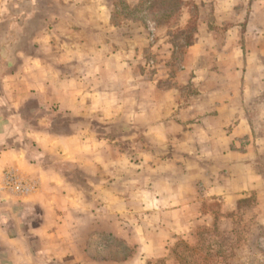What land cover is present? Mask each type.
<instances>
[{
	"label": "rangeland",
	"instance_id": "374dc122",
	"mask_svg": "<svg viewBox=\"0 0 264 264\" xmlns=\"http://www.w3.org/2000/svg\"><path fill=\"white\" fill-rule=\"evenodd\" d=\"M52 1L15 0L17 8L9 5L10 15L31 16L25 32L33 36L30 42L18 41L23 37L20 30L8 29L10 34L0 32V45L13 57L14 68L27 67L26 61L16 58L21 50L28 58L53 57L59 52V45L51 47L42 43L48 39L50 30L54 32L52 41L64 40L56 36L63 33L61 27L54 26L49 19L55 7ZM85 2L89 4V0ZM99 3L100 7L106 6L104 13L110 16L111 25L132 33V59L129 60L128 54L123 55L124 47L117 44L114 61L106 62L114 73L111 78L105 76L101 80V91L107 94L94 102L92 77H84L85 93L80 97L85 99L78 109L76 99L67 100L62 81L54 80L53 104H42L62 110L65 109L60 103L74 105L78 111L72 112L78 113L77 116L68 111L64 119L60 114L51 115L38 109L39 100L35 95L27 94L26 99L24 81L35 78L30 75L21 79L17 95L25 102L18 110L17 124L10 130L17 144L29 143L25 135L35 125L48 130V141L40 144L41 147L35 146L33 151H49L42 155V163L52 164L61 174L70 176L74 184L84 187L82 201L92 214L87 213L89 221L81 229L86 245L83 264H193L204 260L209 264H264V211L255 219H249L243 212L257 204L256 193H247L240 200H226L200 189L196 191L188 183L194 160L178 157V141L162 136L164 122L173 120L178 125L181 119L190 117L189 111L180 119L175 117L180 112L175 104L185 105L197 93L198 86L191 82L187 70L188 46L198 33L196 10L187 0H149L145 7L151 6L141 18L136 13L138 0H99ZM174 3L175 8L164 13ZM72 9L67 6L65 11L70 13ZM88 12L93 15L92 10ZM14 18L22 27L21 19L15 16L11 19ZM82 30L79 31L82 37L86 34L97 41H105L110 35L103 29ZM111 35L118 42L124 40L119 38L124 36L120 31ZM10 37L14 38L11 46ZM86 50L81 48L79 53L91 61L85 65H92V57L87 58ZM54 59L52 64L56 66ZM56 67L66 71V66ZM84 67L85 72H91L90 67ZM9 68L6 65L1 69L7 73ZM143 82L148 84L144 89ZM9 85L0 78V88L6 90ZM249 87L252 92L246 95V102L242 100L245 113L252 121L253 133L264 139V92L255 94V91H264V79H251ZM109 90H112L110 95ZM141 120L146 124H140ZM64 121L68 124H63ZM67 127L73 130L72 135L65 136ZM181 127L171 126V131ZM78 132L84 133L82 141H61ZM76 159L82 162L83 169L78 167L80 163ZM261 164L264 176V156ZM97 189L101 193L99 198L93 195ZM109 191L114 194L107 199L103 193Z\"/></svg>",
	"mask_w": 264,
	"mask_h": 264
},
{
	"label": "crops",
	"instance_id": "0c3cea01",
	"mask_svg": "<svg viewBox=\"0 0 264 264\" xmlns=\"http://www.w3.org/2000/svg\"><path fill=\"white\" fill-rule=\"evenodd\" d=\"M85 1L88 0L52 1L55 7L49 19L54 26L58 24L57 27H61L63 33L56 36L64 40L52 41L54 32L50 30L48 39L42 43L51 47L53 44L59 45L56 56L28 58L25 51L21 50V55L16 58L28 64L26 68L18 69L12 65L13 57H10L4 45H0V61L3 64L0 66V78L3 77L10 84L6 90L0 88V93L6 94L0 96V113H6L0 114V264H68L69 259L73 264H83L86 257L81 229L88 220L86 218L90 217L87 213L92 214V211L88 212L90 208L82 201L85 199L84 187L69 182L52 164L42 163V155L49 151H33L35 146L41 147L40 144L48 141V130L26 133L25 139L31 144L15 143L10 131L17 124L18 110L25 102L17 95L18 90H21V79L30 75L35 78L34 81H24L26 99L29 96L27 94L35 95L39 104L47 106L53 104L54 91L51 90L54 80H61L67 100L76 99L78 109L85 99L84 96L80 97L85 93L84 77H92L94 102L102 94H107L101 91V80L105 76L111 78V73H114L106 62L114 61L117 44L124 47L123 55L128 54L129 60L132 59V33L127 34L119 26L111 25L110 16L104 13L107 8L100 7L99 0H89L90 5ZM187 1L198 15V33L194 34L187 53V70L191 74V82L198 89L192 101L185 105L175 104V108H180L175 117L180 119L186 111L190 112V117L181 119L178 125L182 127L174 128L173 131L171 126H178L176 121L164 122L162 136L178 141V157L194 160L188 183L196 191L200 189L208 195L226 200H240L247 193H256L257 204L243 211L249 219H255L264 211V176L261 172L264 139L253 133L252 121L245 113L244 104L246 95L252 92L250 80L264 79V0ZM11 4L15 5V0H0V32L10 34L8 29L20 30L23 37L18 41L30 42L33 36H28L25 29L29 27L31 16L10 15L8 7ZM67 6L73 8L72 12L66 13ZM88 10H92L93 15ZM14 16L21 19L22 27L20 21L11 19ZM82 29L108 30L110 35L105 37V41H97L86 34L82 37V32L79 33ZM118 31L124 34L119 37H124L122 42L116 41L111 35ZM10 38L9 46L14 41L13 37ZM81 48L87 49V58L92 57V65L84 64L91 61L81 57ZM53 59L56 66H66V71L54 66ZM6 65L11 67L7 73L1 69ZM84 66L90 67L88 69L91 72H85L82 69ZM229 78L233 80H223ZM147 86L143 82L141 88ZM261 92L264 91H255V94ZM111 93L112 90H109L108 95ZM130 93L133 91H128ZM170 93L174 96L173 90ZM60 107L70 113L75 109L74 105L62 103ZM139 122L146 124L143 120ZM83 134L78 132L61 141H82ZM76 160L80 163L78 167L83 169L82 162ZM10 171L19 176L27 189L25 192L16 193L5 186L4 173ZM103 194L108 199L114 193L109 191ZM93 195L99 198L101 193L97 189Z\"/></svg>",
	"mask_w": 264,
	"mask_h": 264
},
{
	"label": "trees",
	"instance_id": "16d2710c",
	"mask_svg": "<svg viewBox=\"0 0 264 264\" xmlns=\"http://www.w3.org/2000/svg\"><path fill=\"white\" fill-rule=\"evenodd\" d=\"M139 1V3H138V5H137V11H136V13L138 14H140L141 15V18H142V16L143 15H145V13H146V11H148V8L151 6V4H152V6L154 5V2L152 1V3L150 4V6L148 7V8H146L145 7V5H146V3L147 2H149V0H138ZM158 6L159 5H156V8H158ZM175 6H176V4L174 3V4H170L169 5V7L166 9V10H164V13H166L167 11H168V9L169 10H171L172 8L174 9L175 8ZM146 15H147V13H146ZM190 41V40H189ZM0 102H1V99H0ZM28 102H30L31 103V101H28ZM28 102H26L25 103V105H27V103ZM36 105H38V109H41V110H44V111H47L49 114H51V115H53L54 113H56V114H60L61 116H63L62 117V119H64L65 118V116H68V111H66V110H62V109H58V108H55V107H46V106H44V105H41V104H36ZM3 110H5V108L3 109ZM2 114H6L5 113V111H2L1 112ZM0 113V114H1ZM3 116V115H2ZM73 121V120H72ZM63 124H68V122L66 123V121H64L63 122ZM42 130V128L41 127H39L38 125H35L34 127H32V129H31V131L32 132H40ZM64 134H66L65 136H67V135H72L73 134V130H71V129H69V127H67V130H66V133H64ZM62 175L64 176V178H66L69 182H71V183H74V181H72L71 180V177L70 176H68L67 174H64V173H62ZM203 261V260H202ZM193 264H209L208 263V261L207 260H204L202 263H193Z\"/></svg>",
	"mask_w": 264,
	"mask_h": 264
},
{
	"label": "built area",
	"instance_id": "2783aa9c",
	"mask_svg": "<svg viewBox=\"0 0 264 264\" xmlns=\"http://www.w3.org/2000/svg\"><path fill=\"white\" fill-rule=\"evenodd\" d=\"M4 183L6 187L10 188L16 193H22L27 190L25 186L22 185L19 176L11 171L4 173Z\"/></svg>",
	"mask_w": 264,
	"mask_h": 264
}]
</instances>
